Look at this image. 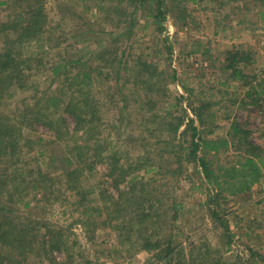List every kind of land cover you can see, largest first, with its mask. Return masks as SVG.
I'll list each match as a JSON object with an SVG mask.
<instances>
[{"label":"rangeland","instance_id":"obj_1","mask_svg":"<svg viewBox=\"0 0 264 264\" xmlns=\"http://www.w3.org/2000/svg\"><path fill=\"white\" fill-rule=\"evenodd\" d=\"M116 1L40 0L47 23L24 46L28 61L22 86L10 88L0 101V113L17 129L23 122V167H39L56 181L46 188L48 199L39 202L33 197L41 192L31 188L36 183H25L26 171L19 177L26 188H13L17 203L8 208L28 212L39 223L36 239L45 233L44 223L63 238L58 250L33 254L26 264H159L156 255L137 244L136 234L125 242L121 230L107 225L102 208L101 196L116 201L121 191L136 185L128 181L141 179L150 193L143 195V207L150 220L156 218L155 224L144 223L147 236L162 229L164 240L171 237L182 245L186 258L192 246L201 247L204 264L214 259L215 264H264V168L250 190L232 195L208 184L196 159L187 156L191 125L200 136L217 139L228 138L235 123L264 152V5L255 0H164L167 18L158 31L149 16L153 0H122L117 13L125 11L126 20L115 15ZM38 6V0H0V52ZM100 50L111 53L104 62L98 60ZM66 60L87 67L70 65L71 74L61 70L52 75V65ZM82 68L94 72L80 101L97 111V118L90 115L93 129L80 139L63 107L74 94L65 77ZM49 119L54 122L44 124ZM175 125L179 130L174 134ZM58 128L69 134L63 141L56 137ZM115 154L124 175L118 170L112 178ZM243 155H249L246 146L237 144L207 159L212 169H225ZM86 156L90 159L80 165ZM72 170H78L71 176L73 191L64 176ZM78 191L86 192L84 201ZM26 193V199L17 200ZM26 200L33 208L23 207ZM107 207L114 208L110 202ZM202 251L193 253L198 263Z\"/></svg>","mask_w":264,"mask_h":264},{"label":"trees","instance_id":"obj_2","mask_svg":"<svg viewBox=\"0 0 264 264\" xmlns=\"http://www.w3.org/2000/svg\"><path fill=\"white\" fill-rule=\"evenodd\" d=\"M129 1L133 4H143L150 0ZM255 1L264 5V0ZM38 2L39 6L36 8L35 12H28V18L25 21L26 25L22 27L20 31H17L13 37H8L4 41L3 50L0 52V101L4 99L5 93L10 88L22 86L21 81L26 76L24 63L28 61L26 60L27 58L22 55L24 46L29 45V43L35 39V35H39L38 32L41 33L42 28L47 23V17L40 4V0H38ZM116 2L113 8L116 13L115 15L124 17L126 20L127 14L125 11L121 14L117 13V11H119L117 9L123 7L122 0H117ZM152 3L155 4V8L149 16L152 17L153 22L157 25L158 31H161L164 28L163 23L167 18L165 1L153 0ZM130 5L131 4H129V6ZM116 24L117 28H119L121 21H117ZM130 26L132 27L133 24H130ZM2 28L7 29L8 27L7 25H3ZM108 53H110L109 50L98 51V60H103L102 62L107 60L106 55ZM109 55H111V53ZM64 62L65 63L62 64L57 63L56 65H52V75L56 76L61 70L65 72V75L71 74L70 72L74 69L70 71V65H73V68L80 65L87 67V64L80 60H66ZM91 71L94 72V69L92 68ZM91 71H86L83 68L78 69L71 78L65 77L64 80L68 82L70 88H73L72 92L74 94L64 105L63 110L75 120L76 125L73 133L75 135L80 134V139L87 134L88 130L93 129L91 127V116L97 118V111L95 112L92 107L82 104L80 101L81 96H83V86L85 87L93 84V75ZM101 74L102 73L98 74V79ZM78 92L79 95L77 94ZM96 110H98L99 113V109ZM194 111L198 121L203 122L199 109L196 108ZM56 121L61 122L63 119L58 118ZM53 122V120L49 119L45 121L44 124L51 125ZM191 123L193 122L191 121ZM22 125L23 122H20L17 129L16 124L13 123L11 119H7L0 113V213L3 212V214L0 215V264H26L27 259L33 254H43V252L46 253L47 249H49V251L54 248L58 250L63 246L61 234L58 231L56 235L51 234L53 230L47 226V223L41 224L45 227V233L42 238L38 240L36 239L34 230H37L36 225H39V223L35 224V222H32L31 215H29L28 212H26V214H18V212L15 213L8 208V206L17 203L14 201L15 191L13 188L18 190L20 185L23 187L21 191L26 188V186H24V181L19 180L20 175H22L24 171L27 172L25 175H27L29 179L25 181V183H36V186H31V188L37 191V193L41 192V194L34 195L33 199L35 202L48 199L50 192L46 188L56 182L55 179H51L50 176L45 177V175H42L39 167L30 170L23 167L24 163L21 164L22 153L20 152L25 149L24 145L21 144L23 140V135L20 132V130H22ZM178 130L179 126L175 125L173 133H177ZM188 130L192 132V138L191 144L187 147L190 149V153H188L187 156L188 158L196 159L206 182L214 186L218 192H230L232 195L241 194L250 190L254 184L261 180L262 169L264 168V157H261V155H264V152L261 147L247 140L248 132L243 130L239 125L232 123L230 133L227 135L228 138H204L200 136L198 129L193 125H191ZM55 132L57 134V139L60 141H63V139L69 136L67 131L64 132L60 128L56 129ZM186 132L187 129L184 133ZM88 139L92 140L89 137ZM25 140L29 141L30 139ZM38 142L43 143L41 139H39ZM34 143L33 141L31 142V144ZM237 144H244L246 146V152H248L249 155L239 156L238 161L228 168H211V162L207 159L209 153H218L222 148L226 150L228 147H235ZM79 148L80 146L78 145L77 149ZM14 152H16V154H14ZM199 152H202L200 157L198 156ZM40 154H42V152ZM116 155L117 154L112 156L113 167H110V176L112 178H114L118 170H120V173L122 172L121 176L124 175L123 166L117 164L118 159ZM86 158L88 160L90 159L89 156L84 157L80 165L87 162ZM77 171L72 170L65 173L64 176L67 177V185L65 181L62 182L61 179L58 181H60L62 185L65 184L67 189L72 191L75 190L73 188L75 183L72 181L73 178H71V176ZM134 179L137 180L138 178L134 177ZM133 183L136 185L131 188L127 187L129 188L127 192L121 191L119 194L120 197L116 201H108L105 200L106 196H101L103 199L102 208L105 209L107 214L106 224H112L114 229L117 228L121 230L123 233L121 236H124L125 242H132L136 234L137 236L135 239L137 244L143 250L156 255L159 264H204L203 258L206 253L202 251L201 247L192 246L191 249L193 252L190 253L189 258H186L182 245L173 244L171 237L164 240L162 229L156 227L155 230L147 236V229H145L147 223L154 222L155 224L156 220V218L150 220V213L143 207V203L147 201V197L144 199H142V197L144 194H150L149 188L145 189L147 184H145L142 179L139 182H127L129 186ZM77 193L81 196V200L84 201L86 192L79 193L78 191ZM28 195L29 193L25 195L21 194L17 200L26 199L25 196ZM30 201L31 200L24 201L23 207L33 208ZM108 202H110L114 208L107 207ZM107 211L109 212L107 213ZM145 222L146 224L144 227ZM144 234H146V236H144ZM195 251L198 253H201V251L203 252L201 254L202 259L199 263L193 258V253ZM35 256L37 257L38 255ZM217 261V259H214L212 263L215 264Z\"/></svg>","mask_w":264,"mask_h":264}]
</instances>
